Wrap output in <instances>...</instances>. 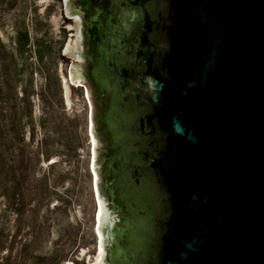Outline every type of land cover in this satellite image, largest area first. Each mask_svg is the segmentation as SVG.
I'll return each mask as SVG.
<instances>
[{"label": "water", "instance_id": "95a60500", "mask_svg": "<svg viewBox=\"0 0 264 264\" xmlns=\"http://www.w3.org/2000/svg\"><path fill=\"white\" fill-rule=\"evenodd\" d=\"M139 5L120 72L147 216L125 252L103 228V264H264V0Z\"/></svg>", "mask_w": 264, "mask_h": 264}, {"label": "rangeland", "instance_id": "374dc122", "mask_svg": "<svg viewBox=\"0 0 264 264\" xmlns=\"http://www.w3.org/2000/svg\"><path fill=\"white\" fill-rule=\"evenodd\" d=\"M72 7L0 0V264L97 259L93 106L71 78L84 61Z\"/></svg>", "mask_w": 264, "mask_h": 264}, {"label": "flooded vegetation", "instance_id": "af4514ba", "mask_svg": "<svg viewBox=\"0 0 264 264\" xmlns=\"http://www.w3.org/2000/svg\"><path fill=\"white\" fill-rule=\"evenodd\" d=\"M65 2L73 6L66 18L79 22L75 20L70 29H77L80 36L79 55L87 62V82L95 100L96 170L108 212V227L103 228L109 239L108 255H112L137 246L147 216V189L137 182L138 163L129 153L134 116L124 100L120 72L132 61L128 51L139 28L140 0Z\"/></svg>", "mask_w": 264, "mask_h": 264}, {"label": "bare ground", "instance_id": "6f19581e", "mask_svg": "<svg viewBox=\"0 0 264 264\" xmlns=\"http://www.w3.org/2000/svg\"><path fill=\"white\" fill-rule=\"evenodd\" d=\"M66 1V0H65ZM71 52H74V48L72 45L68 44L67 48ZM96 173V172H95ZM96 179H97V174H96ZM95 192L97 195V207H96V212H95V233L98 238V255L96 256V262L95 264H103L104 263V257H105V234L103 231V227L105 223L108 221V212H107V207L106 203L101 197L99 188H98V182L96 180L95 184Z\"/></svg>", "mask_w": 264, "mask_h": 264}]
</instances>
